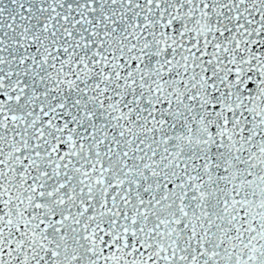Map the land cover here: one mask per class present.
<instances>
[{"label": "snow or ice", "instance_id": "obj_1", "mask_svg": "<svg viewBox=\"0 0 264 264\" xmlns=\"http://www.w3.org/2000/svg\"><path fill=\"white\" fill-rule=\"evenodd\" d=\"M0 264H264V0H0Z\"/></svg>", "mask_w": 264, "mask_h": 264}]
</instances>
